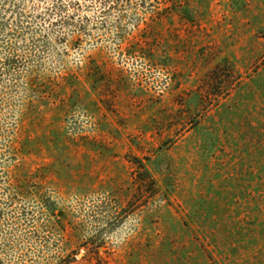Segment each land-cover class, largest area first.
<instances>
[{"label": "rangeland", "instance_id": "rangeland-1", "mask_svg": "<svg viewBox=\"0 0 264 264\" xmlns=\"http://www.w3.org/2000/svg\"><path fill=\"white\" fill-rule=\"evenodd\" d=\"M62 2L3 9L0 264H264V0Z\"/></svg>", "mask_w": 264, "mask_h": 264}, {"label": "trees", "instance_id": "trees-1", "mask_svg": "<svg viewBox=\"0 0 264 264\" xmlns=\"http://www.w3.org/2000/svg\"><path fill=\"white\" fill-rule=\"evenodd\" d=\"M52 4V7L47 8V17L50 19L52 16L56 15V12L62 13V10L64 9L63 0H49ZM8 0H0V55H3V57L0 58V80H4L6 76L8 77V80L15 81L17 78L16 72V63L13 59V51L16 50L17 44L16 42H13L14 39H23L24 35L30 34L31 37V46L37 45L39 42L38 32L37 30H43V29H37L34 33L30 26H24L22 14L18 13L20 17V22L16 23V26L14 28L8 27L5 22V11L3 9H6L5 3H7ZM4 7V8H3ZM15 12H12V14ZM64 20L61 21V23ZM40 34L42 32H39ZM9 38L8 40L6 38ZM41 38L43 36L41 35ZM46 42V41H45ZM29 45V44H28Z\"/></svg>", "mask_w": 264, "mask_h": 264}]
</instances>
